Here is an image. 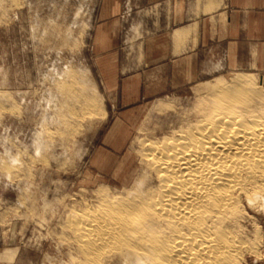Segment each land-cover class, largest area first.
Returning a JSON list of instances; mask_svg holds the SVG:
<instances>
[{"label":"rangeland","instance_id":"1","mask_svg":"<svg viewBox=\"0 0 264 264\" xmlns=\"http://www.w3.org/2000/svg\"><path fill=\"white\" fill-rule=\"evenodd\" d=\"M107 1L0 0V264L68 261L59 221L98 185L130 181L142 133L199 103L217 81L247 75L264 88V69L120 67L121 39L110 51L98 34L114 11ZM122 1L124 35L133 0ZM70 78L98 104L89 118L60 110L58 87ZM256 216L259 254L243 264H264L263 211Z\"/></svg>","mask_w":264,"mask_h":264},{"label":"bare ground","instance_id":"2","mask_svg":"<svg viewBox=\"0 0 264 264\" xmlns=\"http://www.w3.org/2000/svg\"><path fill=\"white\" fill-rule=\"evenodd\" d=\"M82 85L70 78L58 87L60 110L78 121L98 105L82 99ZM135 148L130 181L98 185L59 221L56 239L69 254L62 264H243L259 254L264 88L252 77L213 83Z\"/></svg>","mask_w":264,"mask_h":264},{"label":"crops","instance_id":"3","mask_svg":"<svg viewBox=\"0 0 264 264\" xmlns=\"http://www.w3.org/2000/svg\"><path fill=\"white\" fill-rule=\"evenodd\" d=\"M109 1L98 34L110 51L121 39L120 67L264 69V0H133L124 35L123 1Z\"/></svg>","mask_w":264,"mask_h":264}]
</instances>
